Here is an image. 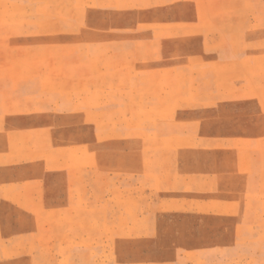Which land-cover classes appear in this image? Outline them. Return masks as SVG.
Wrapping results in <instances>:
<instances>
[{
	"label": "rangeland",
	"instance_id": "rangeland-1",
	"mask_svg": "<svg viewBox=\"0 0 264 264\" xmlns=\"http://www.w3.org/2000/svg\"><path fill=\"white\" fill-rule=\"evenodd\" d=\"M0 264H264V0H0Z\"/></svg>",
	"mask_w": 264,
	"mask_h": 264
}]
</instances>
